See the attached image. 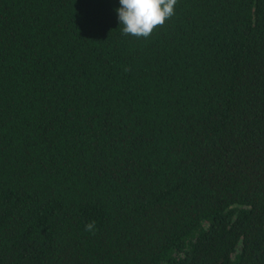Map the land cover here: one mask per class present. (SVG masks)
<instances>
[{"label":"trees","instance_id":"16d2710c","mask_svg":"<svg viewBox=\"0 0 264 264\" xmlns=\"http://www.w3.org/2000/svg\"><path fill=\"white\" fill-rule=\"evenodd\" d=\"M119 6L0 0V264H169V19ZM170 264H264V0L175 5Z\"/></svg>","mask_w":264,"mask_h":264},{"label":"clouds","instance_id":"9594fccd","mask_svg":"<svg viewBox=\"0 0 264 264\" xmlns=\"http://www.w3.org/2000/svg\"><path fill=\"white\" fill-rule=\"evenodd\" d=\"M176 3L177 0H119L116 13L123 33L148 38L174 15ZM85 230L94 233L95 222L86 224Z\"/></svg>","mask_w":264,"mask_h":264}]
</instances>
